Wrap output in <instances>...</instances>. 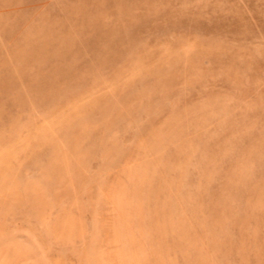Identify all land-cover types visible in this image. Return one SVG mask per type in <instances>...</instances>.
Returning a JSON list of instances; mask_svg holds the SVG:
<instances>
[{
    "label": "rangeland",
    "instance_id": "374dc122",
    "mask_svg": "<svg viewBox=\"0 0 264 264\" xmlns=\"http://www.w3.org/2000/svg\"><path fill=\"white\" fill-rule=\"evenodd\" d=\"M0 264H264V0H0Z\"/></svg>",
    "mask_w": 264,
    "mask_h": 264
}]
</instances>
